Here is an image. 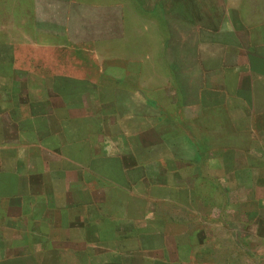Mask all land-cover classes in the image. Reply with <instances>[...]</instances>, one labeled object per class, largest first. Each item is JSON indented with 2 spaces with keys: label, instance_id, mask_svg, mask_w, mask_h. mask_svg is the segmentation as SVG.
<instances>
[{
  "label": "crops",
  "instance_id": "obj_1",
  "mask_svg": "<svg viewBox=\"0 0 264 264\" xmlns=\"http://www.w3.org/2000/svg\"><path fill=\"white\" fill-rule=\"evenodd\" d=\"M133 1L67 42L94 81L16 69L1 41L0 250L264 264V0Z\"/></svg>",
  "mask_w": 264,
  "mask_h": 264
},
{
  "label": "rangeland",
  "instance_id": "obj_2",
  "mask_svg": "<svg viewBox=\"0 0 264 264\" xmlns=\"http://www.w3.org/2000/svg\"><path fill=\"white\" fill-rule=\"evenodd\" d=\"M140 4L154 5L161 1L173 12L186 10L193 4L209 0H137ZM133 0H0V43L6 39L20 38L21 43L9 52L13 67L20 70L48 74H71L83 78L93 73L96 60L87 57L80 47L69 45L73 38L97 36L106 15L120 14L125 21L134 20ZM177 9V10H178ZM88 24V25H87ZM133 26V25H132ZM29 32H21L20 28ZM38 33L36 34V30ZM134 28H132L133 30ZM128 31H131L129 29ZM134 31V30H133ZM173 36L186 37V31L173 29ZM63 34L61 38L53 36ZM126 33V32H125ZM36 39V44L32 39ZM189 40V41H188ZM185 40L184 52L189 53L191 40ZM0 44V51L3 49ZM179 46L169 45V54ZM188 63V64H186ZM185 69L194 68L185 62ZM1 75V74H0ZM90 75V74H88ZM13 251L0 250V264H88L84 256L67 252L49 251L47 246L36 250L35 242L27 238L17 244Z\"/></svg>",
  "mask_w": 264,
  "mask_h": 264
}]
</instances>
